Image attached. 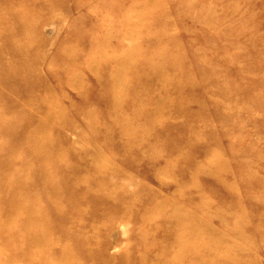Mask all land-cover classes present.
Wrapping results in <instances>:
<instances>
[{
  "label": "rangeland",
  "instance_id": "374dc122",
  "mask_svg": "<svg viewBox=\"0 0 264 264\" xmlns=\"http://www.w3.org/2000/svg\"><path fill=\"white\" fill-rule=\"evenodd\" d=\"M0 47V264H264V0H0Z\"/></svg>",
  "mask_w": 264,
  "mask_h": 264
},
{
  "label": "bare ground",
  "instance_id": "6f19581e",
  "mask_svg": "<svg viewBox=\"0 0 264 264\" xmlns=\"http://www.w3.org/2000/svg\"><path fill=\"white\" fill-rule=\"evenodd\" d=\"M52 22V21H51ZM9 49L7 48H3V47H0V62L2 60V57H3V52H6L8 51ZM2 69V68H1ZM12 71V70H11ZM19 71H17L18 73ZM49 109H47L48 111ZM37 129H38V126L35 127V129L33 130L32 134L31 135H28L27 137L26 136H23V134L25 133L23 130L21 131V133L19 134L18 138L19 140L18 141H21L23 142L24 144H27L29 146H34V142H36V140L34 139L37 135ZM42 148V145L41 144H38L37 147H33L31 148V152L36 155V156H39V157H42L44 156L42 154V150L41 152L39 151V149ZM43 158V157H42ZM83 163V162H82ZM8 164V163H6ZM13 164V159H12V162L8 165H5L4 169H3V164L0 165V190H3V184H7V185H12L14 187V189H21L24 184H25V180L23 176H20L19 179L17 180H12V178L9 177V175H6L5 172L6 170L10 169V167L12 166ZM82 166V165H81ZM11 170V169H10ZM12 172L15 173V172H19L18 168L17 167H14L12 168ZM36 183V182H35ZM47 186H49L50 184H48L47 182L45 183Z\"/></svg>",
  "mask_w": 264,
  "mask_h": 264
}]
</instances>
